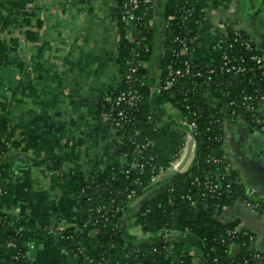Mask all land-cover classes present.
<instances>
[{"label": "crops", "instance_id": "obj_1", "mask_svg": "<svg viewBox=\"0 0 264 264\" xmlns=\"http://www.w3.org/2000/svg\"><path fill=\"white\" fill-rule=\"evenodd\" d=\"M213 1L197 26L192 59L208 65L219 25L235 22L264 54V0ZM167 2L157 3L147 25L151 59L142 67L147 69L144 83L156 126L177 133V127L165 121L174 113L157 92L159 65L167 48L162 26ZM114 15L115 0H0V120L12 141L0 168V186L11 191L9 217L27 225L24 249L34 264H42L47 241L55 242L67 229L72 231L80 217L77 199L61 191L62 174L82 167L94 177V168L102 170L115 162V133L98 106L99 99L117 89L121 80ZM233 81L239 86L238 80ZM202 96L210 107L225 102L219 91L207 85ZM223 129V174L259 209L235 201L221 208L216 220L250 233L251 249L264 255V136L249 132L238 119L224 120ZM29 139L36 146H30ZM50 157L60 158L62 166L52 169ZM164 188L156 187L140 202ZM207 210L187 204L176 210V216L195 219ZM37 230L44 231L47 240H36ZM133 232L127 233L131 241L137 240ZM91 240L89 236L83 242L87 245ZM61 249L68 263L76 264L72 251L65 245Z\"/></svg>", "mask_w": 264, "mask_h": 264}, {"label": "trees", "instance_id": "obj_2", "mask_svg": "<svg viewBox=\"0 0 264 264\" xmlns=\"http://www.w3.org/2000/svg\"><path fill=\"white\" fill-rule=\"evenodd\" d=\"M115 2L118 3V0ZM210 2L213 3L214 1L168 0L164 8L163 19L174 16L175 20L168 21V27L164 29L167 48L159 65L160 76L157 92L161 96L162 104L167 107H176L175 101L170 98L171 94L174 93L175 98L182 104V106L176 107L180 116H188L195 120L198 128V134L194 138L196 143L195 159L184 175L174 181H167L164 184V189L153 193L134 211V217L138 219L143 233L154 234L162 228H168L175 234L181 235L187 230L186 238L174 241L171 246L158 243L156 237L146 240L143 242L145 244L136 245L133 241H129L127 246H124V240L121 238V231L118 228L120 221L113 219L105 223V226L99 225L90 228L92 240L97 241L100 245L93 256L94 261L98 262L101 258H105L109 264L116 262L132 263L134 261L142 264H211L212 259L216 258L218 264H258L264 262V255L260 253V261L253 259L255 251L251 249L247 236L238 234L235 239H229L227 232L234 229L235 224H223L216 220V215L222 207L232 206L235 201L251 202L242 188L229 183L223 174L221 164L223 162V121L226 119L242 120L248 131L253 132L255 125L253 122L251 123V113L229 106L210 107L206 105L202 96L204 85H207L208 89H216L219 85L226 94L228 103L233 101L239 103L243 94H252L254 90L264 96V75H253L251 76V83H242L239 86L228 83L227 77L220 73L203 75L202 78L195 79L193 84H190V79H184L179 87H174L166 92L160 90L169 70L180 69L184 60L183 56L175 59L171 54L172 49L176 51L180 49L173 42L176 35L182 36L181 33L179 34L180 30L177 23L179 25L183 23V26H186L191 32L190 35L195 36L198 23L202 18V10ZM186 9H193V14L186 20H182L183 11ZM136 15H140V13L137 12ZM151 15L152 13L143 20L137 21L133 41L125 38L126 28L119 18L114 19L120 35L116 63L121 73V80L118 88L108 93L114 98L118 93L124 92L130 87L138 90L142 98L138 110L133 113L136 120L133 125L125 128L124 133L127 135L131 129L137 128L141 132V137L152 140L155 143L154 151L151 154L154 156L152 164L165 166L181 145L186 143L193 146V141L179 129L180 132L177 133L169 131L168 128L160 130L156 126L155 117L149 109L146 87L139 85L138 82L127 83L125 81V76L130 73L128 61H132L133 64L138 62L142 64L151 59L149 46L152 36L143 26V22L149 21ZM215 58L218 62L217 55ZM192 65L196 66V70L202 72L209 67L196 61H193ZM215 69L218 70V67ZM146 75L147 69L141 65L138 71L134 73V77L140 83L144 82ZM180 87L184 91L189 90L190 92L183 94ZM98 106L104 113H108L109 107L103 103L102 97L98 101ZM186 107L189 109H185ZM192 113L195 115L192 116ZM3 139L4 142L12 145L10 131L5 121L0 120V154L5 151ZM33 142V139L28 140V144L32 147L36 146L32 144ZM118 148L120 153L126 152L129 157L133 151V146L126 140L118 145ZM49 162L52 169H59L62 166L61 159L58 157H50ZM3 166L0 165V168ZM121 170H123L122 167L116 161L102 170L94 168V178L82 167L68 169L61 176V191L76 198L84 212L98 206L107 207L110 199L124 198L130 190H136L142 194L151 174V169L147 167L143 175L138 177L141 180V186L134 184L137 176L133 173L127 177L126 175L118 176L117 174ZM206 178L212 184L220 183L222 186L220 191L212 195L208 194L203 185ZM3 189L6 191V195L2 197V204L5 207H10L12 201L10 188L3 186ZM203 193L207 194L203 200H200V195ZM187 196L191 197L195 203L205 206L208 209L207 212L199 218L179 219L176 216V210L190 203L186 199ZM116 202L118 203V200ZM93 215L95 216V213ZM101 224L104 223L101 222ZM127 225H130V221L127 222ZM26 226L23 221L0 216V264H30L24 249L28 238ZM19 228H22V232L17 233L16 230ZM71 234L72 231L67 229L63 234L58 235L55 242L53 240L47 241L42 264H69L68 257L61 248L65 245L72 252H76L74 242L71 239H66ZM34 237L39 242L47 240L46 233L42 230L35 231ZM189 238L194 239L195 244H192ZM8 242H13L15 247L8 248ZM168 247L172 248L171 254L168 253ZM80 263L84 264L81 256Z\"/></svg>", "mask_w": 264, "mask_h": 264}, {"label": "built area", "instance_id": "obj_3", "mask_svg": "<svg viewBox=\"0 0 264 264\" xmlns=\"http://www.w3.org/2000/svg\"><path fill=\"white\" fill-rule=\"evenodd\" d=\"M120 1V2H119ZM160 0H118V3L115 2V19L118 17L124 28H126L125 38L130 41H133V35L135 33L137 21H141L151 13H153L155 6ZM226 1V0H219ZM139 12L140 15H136ZM151 12L149 15L148 13ZM202 13H205V10H202ZM193 9H186L183 11L182 20H186L188 17L192 16ZM175 20L174 16H170L167 19H163L162 26L164 29L168 27V21ZM149 21H144L143 26L147 28ZM115 23V20H114ZM200 22L198 23L199 26ZM116 25V24H115ZM178 29L180 30L182 36L176 35L173 42L179 46V50H171L172 57L178 59L184 57L180 69H171L168 72L167 78L163 82L160 90L163 92L170 91L174 87H179L181 81L184 79H190V84H193L195 79L202 78L203 75H215L220 73L227 77V82L235 84L234 80H238L239 83L249 84L251 83V76L261 74L264 75V54L257 48V46L247 37L243 27L239 22L219 25V29L214 37V40L211 45V54L212 58L210 63L203 64L209 66L204 72L196 70V66L192 65L194 61L191 57L192 52L195 50L196 46V35L191 36V32L183 26V23L180 25L177 23ZM218 27V25H217ZM117 28V27H116ZM217 55L218 62L215 58ZM127 64L130 66V73L125 76V81L129 82H138L139 85L145 86L144 82L140 83L137 78L134 77V73L138 71L140 64H133L132 61H128ZM218 67V70L215 69ZM250 76V77H249ZM236 85V84H235ZM183 94H186L188 91H184L181 87ZM216 90L219 91L221 99L225 101L222 106L232 107L234 109H243L246 112L251 113V123H254V133L264 136V96L258 94L257 91H253L252 94H243L239 103L236 101L227 102L226 94L220 89L219 85L216 87ZM141 95L137 89L129 88L128 90L118 93L114 98L107 92L102 96V101L109 107L106 117L109 120L110 129L115 133V139L118 145H121L125 140L133 146V151L131 156H128V153L119 152L118 145L116 147V157L114 160L120 164L123 170H121L117 175H130L131 173L135 174L137 178L134 181V184L141 186V180L138 177L143 175L144 170L149 167L151 169V174L148 178L147 184L144 187V192L139 194L136 190H130L125 195L124 198L120 199H110L109 205L98 206L95 209H88L86 212L82 211L79 202L77 200L80 217L78 222L72 226L71 236H67L66 239H71L74 242L76 247V252H72V261L76 264L80 263V256L84 264H109V261L105 258H101L98 262L94 261L93 256L96 254V250L100 248V245L97 241H89L87 245L83 241L89 240L91 236V227L95 226H105L109 220L117 219L120 222L118 223L119 231H121V238L124 240V246H127L129 240L128 231L135 232L134 235L137 237V240L133 241L136 245L145 244L146 240H150L152 237H156L158 243L171 244L174 241L185 239V233L178 235L171 231L168 228H162L156 231L154 234L148 233L145 234L142 232L139 221L134 217V211L141 204V199L151 192L156 187L164 185L167 181H174L184 175L190 166L192 165L195 159V148L196 143L194 138L198 134V128L196 122L193 118L188 116H180L178 109L176 107L182 106V104L175 98L174 93L171 94L170 98L175 101L176 107H169L174 115H167L165 121L171 124H174L177 129L185 133L193 141V146H191V156L184 162L186 157L188 145L184 143L180 146L178 151H176L168 163L165 166H159L152 164L154 156L151 155L155 148V143L145 137H141V132L137 128H133L130 132L125 135L124 130L136 120V117L133 115L139 108V103L141 100ZM185 109H189L186 107ZM195 113H192L194 116ZM171 117V118H169ZM171 119V120H170ZM172 121V122H171ZM224 123V121H223ZM222 123V129H223ZM224 129H223V140H224ZM4 142V139L3 141ZM5 151L0 154V165H5V159L10 155L12 145L8 142H4ZM217 162V160H214ZM222 170L224 166V161L221 162ZM95 177V176H94ZM93 177V178H94ZM229 183L233 184L229 181ZM204 188L208 194H214L215 192L220 191L221 184H212L206 178L204 182ZM206 193V194H207ZM206 194L200 195V200H203ZM249 194H253V190L249 191ZM6 195V191L3 189V186H0V216L6 218L9 217L8 210L2 204V197ZM187 201H190L189 204H197L189 196L186 197ZM118 200V203L116 202ZM246 206L252 208L253 210H258L259 206L257 203L246 202ZM223 208V207H222ZM147 212V211H146ZM95 213V216L93 215ZM130 221V228H128L127 222ZM103 222L104 224H101ZM17 233L22 232V228L16 230ZM52 234V232H51ZM238 234L247 236L248 240L252 241L253 237L249 233L240 231L236 227L227 232L229 239H235ZM53 236H57L54 235ZM148 244V242H147ZM8 248H14L15 245L13 242L7 243ZM111 248L113 246L111 245ZM168 253H172V248L168 247ZM16 258V257H15ZM14 258V259H15ZM79 258V259H78ZM253 259L256 261L261 260V256L258 252H254ZM79 260V261H78ZM30 264L34 262L29 261ZM114 264H142L141 262L134 261L132 263H120L116 262ZM211 264H218L216 258L212 259Z\"/></svg>", "mask_w": 264, "mask_h": 264}, {"label": "water", "instance_id": "obj_4", "mask_svg": "<svg viewBox=\"0 0 264 264\" xmlns=\"http://www.w3.org/2000/svg\"><path fill=\"white\" fill-rule=\"evenodd\" d=\"M191 152V146L190 144L188 145V149H187V153H186V157L184 159V162L187 160V158H189V154ZM189 241L192 243V244H195V240L192 239V238H189Z\"/></svg>", "mask_w": 264, "mask_h": 264}, {"label": "rangeland", "instance_id": "obj_5", "mask_svg": "<svg viewBox=\"0 0 264 264\" xmlns=\"http://www.w3.org/2000/svg\"><path fill=\"white\" fill-rule=\"evenodd\" d=\"M128 228H130V225L128 226ZM190 253H192V252L190 251Z\"/></svg>", "mask_w": 264, "mask_h": 264}]
</instances>
